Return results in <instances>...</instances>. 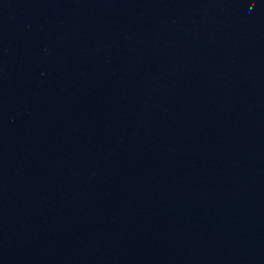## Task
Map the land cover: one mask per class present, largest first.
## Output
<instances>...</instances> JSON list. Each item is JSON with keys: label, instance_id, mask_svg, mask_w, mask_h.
Listing matches in <instances>:
<instances>
[{"label": "water", "instance_id": "water-1", "mask_svg": "<svg viewBox=\"0 0 264 264\" xmlns=\"http://www.w3.org/2000/svg\"><path fill=\"white\" fill-rule=\"evenodd\" d=\"M0 264H264V0H0Z\"/></svg>", "mask_w": 264, "mask_h": 264}]
</instances>
